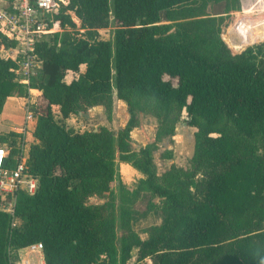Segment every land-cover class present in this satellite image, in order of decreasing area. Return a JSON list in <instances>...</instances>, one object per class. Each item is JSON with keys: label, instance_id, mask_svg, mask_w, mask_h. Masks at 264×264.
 Instances as JSON below:
<instances>
[{"label": "trees", "instance_id": "1", "mask_svg": "<svg viewBox=\"0 0 264 264\" xmlns=\"http://www.w3.org/2000/svg\"><path fill=\"white\" fill-rule=\"evenodd\" d=\"M68 1L55 16L61 29L75 28L64 13L73 11L89 35L110 23L116 30L113 41L68 33L42 39L40 74L29 85L0 56V113L9 97L41 92L28 162L39 188L18 194L14 216L0 210V264H15L14 253L39 243L43 264H126L131 248L119 256L112 223L86 202L122 183L118 162L144 174L142 184L163 204L158 233L133 244L137 264H264V43L243 47L249 43L235 25L226 41L241 52L210 59L193 47L191 25L167 34L164 14L193 0ZM6 44L14 45L1 37L0 51ZM70 71L79 75L67 82ZM111 94L128 106L122 140L105 128L79 133L67 125L82 106L102 105ZM134 98L154 102L165 119L172 108L184 110L198 130L190 168L173 166L166 185L157 183L151 146L135 152L124 142L136 126ZM223 121L233 128L218 130ZM10 136H0V146L13 147L5 166L15 168Z\"/></svg>", "mask_w": 264, "mask_h": 264}, {"label": "rangeland", "instance_id": "2", "mask_svg": "<svg viewBox=\"0 0 264 264\" xmlns=\"http://www.w3.org/2000/svg\"><path fill=\"white\" fill-rule=\"evenodd\" d=\"M244 1L193 0L164 14L167 20L160 24L166 26L167 34L177 33L181 25H191L196 31L191 39L193 47L210 59L228 57L241 52L233 50L226 41L229 30L235 25L241 26L245 39L249 43L242 45L243 47L248 48L264 43V40L252 41L248 36L249 23L246 22L244 15ZM73 18L75 28L60 29L56 25L53 34L68 33L71 38L78 40L113 41L116 30L113 23L89 35L87 30L81 27V22L74 16ZM53 34L47 35L44 39H49ZM84 70V66L80 67V72ZM39 74L40 70H37L35 77ZM78 75L69 74L66 76V81ZM173 82L177 83L175 79ZM132 101L136 126L130 132V141L125 140L124 142L128 143L135 152H139L147 145L151 146L158 176L157 183L166 185L173 166L184 170L190 168L198 130L188 125L184 110L179 111L172 108L165 119L163 118L164 113L156 108L154 102L142 98H134ZM57 110L54 108V114L56 119H59L60 114ZM24 117L25 110L18 98L13 96L8 101L5 111L0 113V131L4 132L12 126L20 125ZM129 117L127 104L118 101L115 95L111 94L106 97L102 105L91 108L82 106L80 112L70 116L71 120L67 125L79 133L105 128L111 131L119 142L122 140L121 134L127 127ZM232 128V124L228 121H223L217 126L218 130L224 131ZM256 143L260 146L261 139L257 138ZM117 168L122 183H112L109 191H97L88 197L86 202L101 207L103 218L112 223L113 246L119 256L131 248L126 264H137L138 250L133 244L138 239L146 240L158 233L164 223L163 204L161 198L155 197L146 185L142 184L145 179L144 174L132 165L123 162H118ZM19 223L21 221L16 219V224ZM41 255L42 252L27 249L14 253L13 258H15V264H43L37 262Z\"/></svg>", "mask_w": 264, "mask_h": 264}, {"label": "built area", "instance_id": "3", "mask_svg": "<svg viewBox=\"0 0 264 264\" xmlns=\"http://www.w3.org/2000/svg\"><path fill=\"white\" fill-rule=\"evenodd\" d=\"M68 3V0H0V38L4 37L7 42L14 43L6 44L1 49L0 56L16 63L15 74L21 79V83L29 85L36 71L40 70L36 44L53 34L56 25L60 28L55 16ZM64 13L70 15L72 20L73 16L78 19L73 11ZM36 104L29 95L25 105L24 125L18 134L14 132L13 138L17 141V153L13 158L15 168L5 166L13 147L8 144L0 146V210L12 216L18 194L23 192L33 196L39 188V179L28 168L30 150L27 136L30 124L34 123L37 116ZM15 224L14 219L13 225ZM29 249L42 252L43 246L39 243Z\"/></svg>", "mask_w": 264, "mask_h": 264}, {"label": "bare ground", "instance_id": "4", "mask_svg": "<svg viewBox=\"0 0 264 264\" xmlns=\"http://www.w3.org/2000/svg\"><path fill=\"white\" fill-rule=\"evenodd\" d=\"M243 3L250 40H264V0H245Z\"/></svg>", "mask_w": 264, "mask_h": 264}, {"label": "crops", "instance_id": "5", "mask_svg": "<svg viewBox=\"0 0 264 264\" xmlns=\"http://www.w3.org/2000/svg\"><path fill=\"white\" fill-rule=\"evenodd\" d=\"M69 74H75V75H78L77 73H74V72H71V71L68 72L67 75H69ZM17 78H18L19 81L21 80V79H19V77H17ZM72 79H73V78H71V80H72ZM71 80H69V81H71ZM69 81H67V82H69ZM29 95H30V98H31L32 102H36V103H37L39 97L41 96V92H40L39 90H37V89H30V91H29ZM12 97H13V96H12ZM12 97H9V98L7 99V101H6V103H5V106H4V109H3L2 112L5 111V109H6V107H7V104H8V101H9ZM14 97H16V96H14ZM16 98H18V100H19L20 103H21L22 108L25 110V105H26V102H27V98H25V99H22V98H20V97H16ZM54 108H57V109H58L57 112L60 114V112H59V108H58V107H54ZM71 116H73V114H72ZM24 120H25V117H24V119H23V122H22L20 125H18V126H12V127H10L9 130L4 131V132H1V131H0V136H2V135H7V134H9V133H11V132H15V133L18 134V133L21 131L23 125H24ZM70 120H71L70 118L67 119V120H66V123L70 122ZM32 125H33V124H32ZM32 125L30 124V130H29V133H28V136H27V139H28V141H29V150H30V148H31V145H32L33 143H35V141H34L32 135H31V127H32ZM28 249H29V248H28ZM39 258H40V260H37V262L43 263V255H41V257H39ZM33 260H35V259H33Z\"/></svg>", "mask_w": 264, "mask_h": 264}]
</instances>
